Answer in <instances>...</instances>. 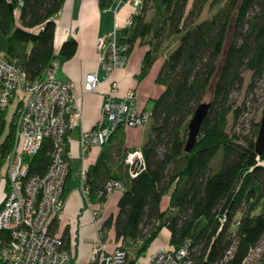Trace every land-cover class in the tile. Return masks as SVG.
<instances>
[{
	"label": "trees",
	"instance_id": "1",
	"mask_svg": "<svg viewBox=\"0 0 264 264\" xmlns=\"http://www.w3.org/2000/svg\"><path fill=\"white\" fill-rule=\"evenodd\" d=\"M116 1L99 3L108 9ZM143 1V8L133 16L134 24L122 36L130 44L129 53L138 40L150 45L138 79L148 74L166 36L180 37L156 79L164 91L150 111L149 133L140 149L144 166L134 177L129 167L127 179L121 181L110 170L111 155L102 152L88 167L89 199L103 204L107 182L123 185L116 217H110L104 228L113 226L116 239L125 246L124 264H136L145 257L164 228L170 232L173 248L190 242L196 264H243L264 237V149L261 154L255 149L258 122L243 142L228 131L229 115L237 119L246 110H233L230 96L242 86L245 70L253 80L264 72V0ZM64 2L0 0L5 58L18 60L31 81L42 78L58 57L70 59L76 54L74 38L55 52V19ZM206 7L215 10L200 18ZM255 8L258 11L250 17ZM211 86L208 114L194 148L186 151L189 122ZM6 116V108L0 109V176L15 138L14 123H8ZM52 150V141L45 139L38 153L27 159L31 174H45ZM165 196L169 203L162 209ZM63 238L70 241L67 232ZM133 245L136 250L130 257Z\"/></svg>",
	"mask_w": 264,
	"mask_h": 264
},
{
	"label": "built area",
	"instance_id": "2",
	"mask_svg": "<svg viewBox=\"0 0 264 264\" xmlns=\"http://www.w3.org/2000/svg\"><path fill=\"white\" fill-rule=\"evenodd\" d=\"M114 7V24L110 32L97 39L99 64L105 74L102 81L90 74L84 90L93 92L108 83L104 95L102 116L92 129H81L78 140L80 189L88 207L91 206L86 186L90 150L102 147L120 128H136L149 122L151 112L142 106L133 88L119 95V84L113 79L115 71L126 66L130 44L122 40L123 31L134 24L133 16L144 5L143 0H118ZM122 4L133 12L125 19L119 17ZM58 62L45 71L40 79L29 80L18 60L0 58V109L15 103V138L11 152L5 158L3 194L0 197V264H70L74 257L75 238L67 243L51 230L62 219L66 205V181L71 172V154L66 145L69 132L80 124L82 108L73 81L55 77ZM45 139L53 143L50 164L43 176L31 174L28 158L36 155ZM132 177L144 166L141 150L129 152L125 158ZM123 190L121 182L106 183L104 193ZM190 242L178 248L163 246L136 264H196ZM231 254V251H229ZM95 264H124L125 246L120 243L108 253L103 232L92 246ZM264 264V242L251 249L243 264L253 261Z\"/></svg>",
	"mask_w": 264,
	"mask_h": 264
},
{
	"label": "crops",
	"instance_id": "3",
	"mask_svg": "<svg viewBox=\"0 0 264 264\" xmlns=\"http://www.w3.org/2000/svg\"><path fill=\"white\" fill-rule=\"evenodd\" d=\"M114 6L102 9L99 0H65L62 10L55 19L57 24L54 42L56 54L59 53L61 45L67 39L74 38L78 43L76 54L72 58L58 57L55 77L60 81L71 80L75 83L82 108L80 124L69 132L71 172L65 185L67 192L65 209L62 219L53 223L51 228L54 234L62 238L66 232L70 237L75 238L74 257L70 264H93L92 246L100 232L104 234L108 253L113 252L122 243L121 240L116 239L114 227L104 228V224L110 217H116L117 204L123 190H114L103 204L91 202V206L88 207L80 189L79 178L81 169L78 148L80 131L81 129H92L98 123L102 116L104 95L109 88L108 83H102L97 90L86 92L84 82L90 74H96L98 80L102 81L105 74L99 64L96 43L100 36L106 35L113 28ZM132 12L130 7L122 4L119 8V17L125 19ZM149 49V44L138 40L128 56L126 66L117 69L113 75V79L119 84L118 94L121 96L128 89L133 88L140 104L144 107H147L150 102L153 103L164 91V86L157 84L156 79L167 55L165 53L162 58L154 62L144 78L138 79L144 57ZM165 49L167 50V46ZM148 133L147 123L136 128H120L107 144L90 150L86 160L87 166L94 165L102 152L108 151L111 155L109 163L111 172L119 180H126L129 166L124 162V158L129 152L142 148ZM168 203L169 197L165 196L162 209H166ZM163 230L170 235L168 229L164 228L161 232ZM161 247L163 246L152 249L148 255Z\"/></svg>",
	"mask_w": 264,
	"mask_h": 264
},
{
	"label": "rangeland",
	"instance_id": "4",
	"mask_svg": "<svg viewBox=\"0 0 264 264\" xmlns=\"http://www.w3.org/2000/svg\"><path fill=\"white\" fill-rule=\"evenodd\" d=\"M117 2V1H116ZM115 2V3H116ZM114 6V5H113ZM116 6V4H115ZM114 6V7H115ZM210 10L208 7H206L201 15L200 18H205L210 16V14L214 11ZM258 11V8H255L251 13L250 17L253 16ZM148 19L151 18V12H148L147 15ZM233 29L230 28L229 34H228V42L232 37ZM174 37V39H172ZM180 34H176L175 36L167 35L164 42L160 45L158 51L156 52V60L162 58V56L167 54L169 51H171L177 44V40L179 39ZM228 45V44H226ZM167 46V50L165 47ZM5 49H6V38L1 34L0 32V51H2L1 58H5ZM166 51V52H165ZM6 59V58H5ZM243 84L241 87H238L234 90V92L230 96V103L233 107V110L237 107H245V112L243 115L241 114L240 117L237 119H234L233 114L231 113L229 115V123H228V131L232 134H236L239 136L240 142H243V138L250 136L254 123H259L262 115H263V108H264V72L261 77L256 78L255 80L252 79V73L248 70H245L243 72ZM212 87L208 89L205 93V96L202 100L203 103H210L212 98ZM153 106V103L150 102L146 109L148 111H151ZM7 122L15 121V114L14 113V102L11 103L7 108ZM147 126L150 127V123H147ZM3 175L0 176V197L3 194V186L4 181L1 179ZM241 216V212H239L236 217L235 221L238 220ZM237 223V222H236ZM232 231H235L236 224L231 227ZM264 242V237H263ZM166 245L167 247L171 248L170 244V235L166 230H163V232H160L158 237L155 239V241L151 244L149 250L147 251V254L151 252L152 249L160 246ZM136 246H132L129 248L130 257H133L135 254ZM143 258V257H141ZM140 258V259H141ZM260 261H253L251 264H260Z\"/></svg>",
	"mask_w": 264,
	"mask_h": 264
},
{
	"label": "water",
	"instance_id": "5",
	"mask_svg": "<svg viewBox=\"0 0 264 264\" xmlns=\"http://www.w3.org/2000/svg\"><path fill=\"white\" fill-rule=\"evenodd\" d=\"M210 103L200 104L194 112L189 125H188V137L185 145V150L190 151L194 148L197 138L200 134L203 120L208 114ZM255 149L257 154H261L264 149V112L259 122L258 135L255 141ZM202 264H210L205 261Z\"/></svg>",
	"mask_w": 264,
	"mask_h": 264
}]
</instances>
